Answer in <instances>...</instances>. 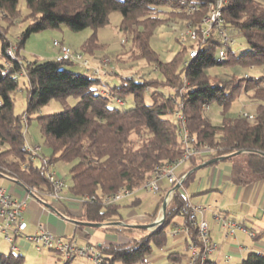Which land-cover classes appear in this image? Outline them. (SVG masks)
Segmentation results:
<instances>
[{
  "label": "trees",
  "instance_id": "trees-1",
  "mask_svg": "<svg viewBox=\"0 0 264 264\" xmlns=\"http://www.w3.org/2000/svg\"><path fill=\"white\" fill-rule=\"evenodd\" d=\"M19 2L0 0L1 20L7 26L21 17ZM23 2L26 14L22 21L26 25L13 43L15 58L7 53L12 43L6 37V29L0 26V174L24 188L35 189L34 197L45 204L51 191L47 174L56 162L70 164L64 190L83 200L82 221L121 222L119 202L105 205L102 199L121 191L133 195L144 182L153 178L156 168L182 157V122L175 117L181 114L191 145L208 148L211 155L201 159L191 157L190 173L174 191L164 220L153 230L117 224L106 227L105 231L117 235L119 241L105 245L99 264H148L153 250L167 245L177 218L188 230L186 264L192 245L198 252L194 264H217L209 255L202 259L199 222L189 219L192 206L186 199L185 189L192 179V170L218 161L230 164V180L237 186L264 180V0H221L220 21L209 28L203 21L216 8L218 0ZM112 12L121 15L119 31L123 47L111 60L120 64L141 61L150 72L155 69L153 77L114 70L112 73L117 80L110 84L94 72L75 71L73 68L78 63L73 61L56 58L28 61L19 54L32 34L63 26L72 32L93 31L81 45L80 54L103 51L107 45L98 41L96 32L109 24ZM177 21L192 29L195 35L193 38L186 35V43L176 37L177 52L170 60L163 61L151 47V41L160 28ZM239 36L246 43V50L240 53L232 48L233 37ZM192 50L196 53L189 57ZM220 51L224 52L222 60ZM218 68H223L224 72L211 73ZM254 69L261 73H248ZM20 78L24 79L23 87ZM19 90L25 92L27 103L24 112L15 114V94ZM242 94L253 105V111L229 113L232 103ZM128 95L133 97L132 108L121 109L112 104L115 99L117 104L123 105L122 99ZM70 97L75 99L73 105L68 102ZM51 99L58 100L62 110L35 117L50 154L44 156L40 151L34 156L27 150L25 126L30 114ZM211 102L222 108L219 124H213L206 116L205 110ZM243 113L253 118L244 117ZM38 159L40 162L36 164ZM42 159L48 161L47 167L42 165ZM252 161H255L253 165ZM184 174L186 172L179 177ZM168 186L166 183L158 192L160 198L149 214L152 222L158 216ZM17 251L11 248L8 252L0 251V264H25L24 256ZM182 256L172 251L168 259L178 262ZM63 259V264H70L71 258ZM241 264H264V254L251 252Z\"/></svg>",
  "mask_w": 264,
  "mask_h": 264
},
{
  "label": "crops",
  "instance_id": "crops-1",
  "mask_svg": "<svg viewBox=\"0 0 264 264\" xmlns=\"http://www.w3.org/2000/svg\"><path fill=\"white\" fill-rule=\"evenodd\" d=\"M83 55L90 59V66L84 69L78 64V70L89 71V73L98 70L101 73L102 65L98 59L105 53H83ZM111 71L112 69L109 73L102 74L100 77L102 80L113 84L116 82L117 76ZM115 71L117 72V69ZM178 169L179 167L175 169V175L178 178L183 172L189 171V167L188 169ZM53 171L59 177L67 178V182H65L68 184L69 176L62 168L54 169ZM230 171V164L224 161H218L204 167L200 165L198 169L196 167L193 171L194 173L190 180L192 184L189 183L187 185L188 189H185L190 205L200 206L204 209L202 214H197L196 221L204 220L207 224L209 238L217 246L216 250L208 258L217 264H241L242 260L251 252L264 254V180L245 186H237L230 180ZM189 173L190 171L187 172V174ZM165 184L166 182H164L162 187H165ZM0 188L8 190L25 204L23 221L26 224L24 231L26 235H32L37 229L42 228L64 240L73 239L79 247L90 245L94 247L96 252L103 251L107 243L119 241L117 235L110 231H105V228L110 225H100L99 227L91 228L79 224V222H84L81 219L83 214L81 201L79 198L66 193L65 190L62 192L63 199L58 205H54L50 200L42 204L24 187L3 174H0ZM134 198L129 202L132 204L135 200L133 205L139 204L140 200L137 197ZM159 215L160 211L158 212ZM218 217L235 222L241 229L236 230L233 236L225 237L217 220ZM175 220L177 225L171 227V241L166 251L169 254V252L174 250L183 249L187 255L188 236L182 229L183 221L180 218ZM112 222L117 221L113 220ZM151 223L149 214L137 216L132 211L128 213L125 220L123 219L117 225L139 226ZM96 230L102 231L104 235H97ZM173 230L176 231L175 235H172ZM249 232H253L255 237L249 236ZM5 242L8 244V250L10 251V243L6 239ZM15 245L18 248L17 252L21 253L25 259H30L28 264H63L65 261L59 253L47 250H42L38 253L39 255L31 259V255L34 254L29 251L32 248L31 244L22 239H17ZM1 246L0 248L6 247V245ZM5 250L7 251V249ZM161 258L162 255L154 257L152 255L147 262L150 263L152 261L157 264ZM85 259L90 260L85 256H75L70 259V264H82Z\"/></svg>",
  "mask_w": 264,
  "mask_h": 264
},
{
  "label": "rangeland",
  "instance_id": "rangeland-1",
  "mask_svg": "<svg viewBox=\"0 0 264 264\" xmlns=\"http://www.w3.org/2000/svg\"><path fill=\"white\" fill-rule=\"evenodd\" d=\"M19 10L21 13V17L11 26H7V24L1 20L2 14L0 13V26L6 29V37L11 43H15V40H17V36L19 33L24 29L26 23L22 21V18L26 14V8L24 5L23 0H20L19 2ZM121 15L118 12H112L110 14V21L107 26L104 28L99 29L96 32V37L99 42L105 43L107 45V48L103 51H98L99 53L105 55H102L98 60L100 64L102 65V74L109 73L110 70L114 71L117 69L118 73L121 74H134L136 76H144L145 77H153L154 71L149 70V68L145 67V64L141 61L138 62H124L120 64L119 62L116 63V61L111 60L116 51L118 52L120 50L121 44H122V35L119 31V23H120ZM181 21H177L176 24H172L169 27H162L159 29L156 37L151 41V47L159 53L160 58L163 61L170 60L174 54L178 50V43L175 41V38H180L183 42L188 41V36L185 33L186 31H192V29L188 28L187 26L182 24ZM184 27V28H183ZM93 33L91 29H85L80 32H72L67 27H62L60 29H48L43 32L32 34L25 42L23 48L19 51V54L21 57L25 58L26 60H34L35 58L39 60H48V59H54L57 57V50L53 46L54 41L63 42V44L67 45L72 51L74 52H81V45L83 42L90 37V35ZM232 48L237 51L238 53L244 52L246 50V43L242 37H233L232 39ZM125 46V45H124ZM128 49V48H125ZM108 54V55H106ZM84 59L88 61V67L90 66V59L83 56ZM1 61V60H0ZM145 67V68H144ZM75 71L78 70L77 67L73 68ZM111 71V73H112ZM216 71L222 73L224 72L223 68H218L217 70L212 69L211 73L214 74ZM249 74H258L261 73V70H249ZM24 79L20 78L19 83L20 86L23 87ZM123 105H119L116 103V100L113 99V103L115 106L121 108V109H130L133 107V97L131 95L125 96L124 99H122ZM68 102L70 105H73L75 103V99L73 97H70L68 99ZM26 95L24 91H18L15 94V102H14V113L15 114H21L26 109ZM62 110L61 104L56 99H51L45 106L41 107L38 111L30 114V119L28 121L27 126H25V140L26 144H29L31 146H40L41 148V155H49L50 150L44 146L43 140L40 135L39 126L37 123V120L35 119L36 116H46L53 113H58ZM222 108L220 105H218L216 102H211L209 104V107L207 110H205L206 116H208L213 124H219L222 119L221 115ZM252 112L253 111V105L249 103V100L245 95H240L239 98H237L232 105L230 106L228 112L231 114H240L241 112ZM35 144V145H34ZM39 159L36 161V164H39ZM255 163V161H252V165ZM181 165V166H180ZM179 165V169L181 170L183 168L189 167V162H185ZM70 164H64L62 162H56L54 164V169L62 168L63 171L66 172L68 175V171L70 168ZM189 171H186V174ZM184 173V172H183ZM199 176V175H198ZM65 181L67 182V178H65ZM190 181L189 183H191ZM186 189H188V186H186ZM138 198L140 200V203L137 205H132L129 201H131L133 198ZM160 198V193H153V194H145L143 191L136 190L133 195L128 196L124 199H122L119 204L121 205L120 208V214L122 215L123 219L125 220L128 213L135 212L137 216L141 215H148L150 214L153 209L155 208V205L157 204L158 200ZM194 198V197H193ZM197 198V197H195ZM199 198V197H198ZM195 201V200H194ZM82 204V203H81ZM161 218V209H160V215L157 216L155 220H159ZM154 220V221H155ZM153 221V222H154ZM153 230V228L151 229ZM97 235H104L102 231L96 230ZM171 238L168 236V242L167 245L163 249H157L155 248L153 250V257L157 255H162V258L158 260L157 264H185L186 263V254L183 249H177L174 251H177L183 256L181 257L180 261L173 262L172 260L168 259V252L166 251L169 244H170ZM0 242L1 245L5 246L4 248H0L1 252H8V244L5 242L4 235L0 234ZM0 245V247H2ZM32 248L29 249L30 253H34L31 255V259H33L36 255H39L38 251H36L33 244H31ZM7 249V251L5 250ZM53 252V251H52ZM27 256V254H25ZM87 259V258H86ZM83 260L82 264H96L92 260ZM29 258H24V263H29ZM149 264V263H148ZM150 264H156L150 261Z\"/></svg>",
  "mask_w": 264,
  "mask_h": 264
},
{
  "label": "built area",
  "instance_id": "built-area-1",
  "mask_svg": "<svg viewBox=\"0 0 264 264\" xmlns=\"http://www.w3.org/2000/svg\"><path fill=\"white\" fill-rule=\"evenodd\" d=\"M220 3L221 0H218L216 4V8L211 12L210 16L204 19V24L207 28L211 27L213 23L220 21ZM204 34H207V30L203 31ZM187 35H190L191 38L194 37L193 31H186ZM53 46L57 49V60L62 61H73L78 63L80 66L89 68L88 61L84 59L83 55L72 51L67 45L62 42L54 41ZM16 46L12 43L7 48V53L12 58H15ZM196 51L192 50L189 52V57H194ZM224 57V52H219V58L222 60ZM94 74L102 75L98 70L94 71ZM121 103L120 101H118ZM207 109V107H206ZM244 117H248L249 119L253 118V115H248L247 113L242 114ZM178 120L182 122V128L180 130L181 141L184 145V154L177 161L165 165L160 168H156L154 172L153 178L143 183L140 187V190L145 194H153L157 193L162 189L164 182H166L169 186L165 191L163 202L166 206L171 200L174 189L173 187L178 185L181 186V182L187 174H184L181 177H177L175 175V169L179 167L180 164L189 162L191 157H197L198 159L207 157L211 155V150L208 148H195L191 145V137L184 127L183 117L181 114H176L175 116ZM27 150L32 153V155H37L41 148L40 146H29L27 145ZM33 156V157H34ZM34 159V158H33ZM41 163L44 167L48 166V161L46 159H42ZM54 170V169H53ZM53 170L49 171L47 174V178L51 183V191L47 194L49 200L52 204L58 205L60 201L63 199L62 192L66 189L65 179L59 177ZM23 187V186H22ZM172 187V188H171ZM33 197L37 194L36 190L33 188H25ZM132 193L129 191H121L113 195L105 196L102 199V202L105 205H111L117 202H120L122 199L130 196ZM186 199L188 195L186 194ZM81 203L83 200L80 199ZM25 209V204L17 199L14 195H12L8 190L4 188H0V233H2L5 239L10 243V248L13 251H17L18 248L15 245V239H22L29 244H33L36 251L41 252L42 250H50L53 252L59 253L63 258L70 259L75 256H85L90 260L99 264L101 261V253L96 252L94 247L90 245H85L83 247H79L76 245V242L73 239H63L45 229L39 228L32 235L24 234L26 229V224L23 221V212ZM204 209L200 206H192L190 210L189 219L195 223L197 214H202ZM218 222L221 226V229L225 235V237H231L234 235L236 230L241 229L239 225L235 222L227 219H220L218 217ZM198 237L202 240L203 243V254L202 259L206 256L210 255L217 248L215 243H212L208 238V227L204 220H201L198 224ZM182 229L184 232H187V228L182 225ZM176 231H172V235H175ZM249 236L253 237L254 233L249 232ZM191 255L187 261V264H194L195 260L198 257V252L195 246H190Z\"/></svg>",
  "mask_w": 264,
  "mask_h": 264
},
{
  "label": "water",
  "instance_id": "water-1",
  "mask_svg": "<svg viewBox=\"0 0 264 264\" xmlns=\"http://www.w3.org/2000/svg\"><path fill=\"white\" fill-rule=\"evenodd\" d=\"M212 163H214V162L202 164L201 167L210 165ZM199 167H197V169ZM194 170H192V171H194ZM178 188H179L178 185H176V186L173 187L174 190H177ZM165 210H166V205L164 203H162V206H161V218L159 220H155L154 222H152L149 225H139V226L124 225V226L134 227V228H138V229L151 230L152 228H154L157 225L161 224V222L164 220ZM79 224L84 225V226H87V227H91V228H96V227H99L100 225H110L111 226V225L120 224V222H107V223H104V224H92V223H86V222H79Z\"/></svg>",
  "mask_w": 264,
  "mask_h": 264
}]
</instances>
